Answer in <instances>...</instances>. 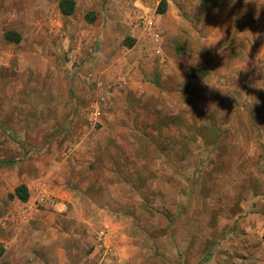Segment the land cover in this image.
I'll use <instances>...</instances> for the list:
<instances>
[{"label": "rangeland", "instance_id": "1", "mask_svg": "<svg viewBox=\"0 0 264 264\" xmlns=\"http://www.w3.org/2000/svg\"><path fill=\"white\" fill-rule=\"evenodd\" d=\"M60 1L0 0V264H264V0H173L168 19ZM135 2L165 39L137 91ZM30 183L60 186L66 212L8 197Z\"/></svg>", "mask_w": 264, "mask_h": 264}, {"label": "crops", "instance_id": "2", "mask_svg": "<svg viewBox=\"0 0 264 264\" xmlns=\"http://www.w3.org/2000/svg\"><path fill=\"white\" fill-rule=\"evenodd\" d=\"M151 1H152V3H154L156 5V14H157V16L162 17V19H166V18L168 19L167 14L170 13V10L173 7L172 6L173 0H151ZM163 2H164V5L162 7L163 8V12L159 13L158 11L161 8L160 5ZM137 8H141V10L145 13L146 10H150V7L149 6H145V4L143 5L142 3H138V2L134 3V12H136V13H134V15L138 16V17H142V19L144 21L148 20L149 18H147L145 15H143L144 13H142V15H141L140 14L141 11L139 12V10ZM131 9L133 10L132 7H131ZM150 11H153V9H151ZM72 13L70 15H67V17L71 16ZM139 15H141V16H139ZM94 20H95V17H94ZM138 20H140V18ZM137 24L142 27L141 24H139V23H137ZM158 27L159 26H156V28L151 26V27H148V28H143L142 33H144L146 30H148L147 32L144 33L147 38H140L137 35H132L133 33H130V35L127 34L125 36L124 40H127V41H129V43H132L130 46L127 45L128 47H125L126 48L125 55L127 56V58L131 59L129 63L126 62V67H125L126 73H125V75H126V77H128L127 78L128 81H130V80L132 81L131 90H133V91L140 90L139 88H141V89L145 88L147 90V88H146L147 85H150L152 88H156L154 85L146 83L145 80H147L150 77L155 78L156 73L160 70L161 67L164 66V63H163L161 57H162V55L164 53L163 43H164L165 39L163 38L162 34L158 32ZM138 30H139L138 28L137 29H134V28L130 29L131 32H134V33L137 32V33L140 34V32ZM99 41H100V44H99L100 45L99 46L100 49L98 51V56L102 57V59L109 58V56L112 54V51L111 50H107L108 41L106 39H104L103 37L100 38ZM142 46L144 47V49H143ZM133 57H134V60H133ZM163 57H164V55H163ZM99 63H102V61L100 60ZM189 70L190 69H188L186 71V74H187V72ZM100 73H102L103 75L106 76L107 75L106 73H109L108 68L105 69L104 71L100 72ZM144 82L146 83L145 84L146 86L144 84L141 85V83H144ZM138 85H139V87H138ZM102 90H106V88H102ZM133 94L135 95L134 92H133ZM138 96L140 97V93L138 94ZM107 99L108 98H106V97H102V100H103L102 102L94 103V106H96L99 109V115L101 114L100 107H102L103 105L106 106V100ZM142 99L145 100V97L142 98ZM98 105H100V107ZM100 118H102V117H100ZM58 119H61V117L58 116ZM74 119H76V118H74ZM28 134L32 135L31 130L29 131ZM44 135L45 134H43V132L40 133L41 137H43ZM86 137L87 136H85L84 139ZM84 139L80 140L78 143L74 144V150H73L74 153H73V155L75 156V154H76L78 156V154H79V156H80L79 152H81L84 155L82 158H87V160H91V162H95V160H96L95 157L96 156L94 154H95L96 151H94L93 149H90L91 147H89V145H90L89 142L84 141ZM86 155H87V157H85ZM48 185L50 187H52V188L48 187L49 188L48 189L46 187V185L41 184V183H30V184H26L25 186L28 189L29 196H30L31 192H33L35 189L37 191L36 192L37 193V197H38V194H41L42 192H45L46 190L50 191L53 194H54V192L58 193V189H59L58 187H60V186L57 187L54 183H50ZM61 186L67 187V184L61 185ZM12 193H13V191L10 194H12ZM37 197H36V199H37ZM15 200H17V199H15ZM17 201L19 203H21V204H24L28 200L26 202H20L19 200H17ZM263 218H264V215H263ZM248 229L250 230L249 227H248ZM245 230H247V229H245Z\"/></svg>", "mask_w": 264, "mask_h": 264}, {"label": "trees", "instance_id": "3", "mask_svg": "<svg viewBox=\"0 0 264 264\" xmlns=\"http://www.w3.org/2000/svg\"><path fill=\"white\" fill-rule=\"evenodd\" d=\"M163 5H164V2L160 5L161 8L159 9V13H162L163 12ZM73 7H74V2L72 0H61L59 2V10L61 12L62 15H70L73 11ZM87 20L89 21H93L94 20V16L92 14H89V17H87ZM9 36V35H8ZM8 40L9 41H17V39H13V38H10L8 37ZM132 43H129L128 45L130 46ZM195 70H189L187 72L188 76L190 77H193V75L195 74ZM9 198L11 199H17L19 200L20 202H26L29 198V192H28V189L25 185L21 184V185H18L17 187L14 188L13 190V193L12 194H9L8 195Z\"/></svg>", "mask_w": 264, "mask_h": 264}, {"label": "built area", "instance_id": "4", "mask_svg": "<svg viewBox=\"0 0 264 264\" xmlns=\"http://www.w3.org/2000/svg\"><path fill=\"white\" fill-rule=\"evenodd\" d=\"M142 27H151L153 24L152 19L144 21L142 18L139 20ZM71 62V61H70ZM99 115V111L97 110L95 116ZM36 207H43L49 209L55 213L61 214L66 212L67 204L63 201L58 200L53 193L50 191L42 192L38 194L36 199Z\"/></svg>", "mask_w": 264, "mask_h": 264}]
</instances>
